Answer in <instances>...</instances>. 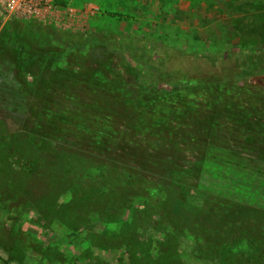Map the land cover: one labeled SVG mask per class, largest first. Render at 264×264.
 <instances>
[{"label": "rangeland", "instance_id": "1", "mask_svg": "<svg viewBox=\"0 0 264 264\" xmlns=\"http://www.w3.org/2000/svg\"><path fill=\"white\" fill-rule=\"evenodd\" d=\"M89 33L114 37L158 89L203 83L223 61L264 54V0H54L27 20L0 10V264H264V247L248 243L264 228L261 107L226 112L213 93L194 111L162 113L164 122L141 126L132 143L89 140L85 128L104 127L108 114L134 130L157 114L156 99L120 67L89 77L108 56L99 42L67 53ZM239 69L223 72L224 87L264 74ZM95 156L125 169L133 185L84 173ZM142 180L146 192L134 187ZM212 207L218 217L201 221Z\"/></svg>", "mask_w": 264, "mask_h": 264}, {"label": "trees", "instance_id": "2", "mask_svg": "<svg viewBox=\"0 0 264 264\" xmlns=\"http://www.w3.org/2000/svg\"><path fill=\"white\" fill-rule=\"evenodd\" d=\"M108 15L109 17H118L121 19L125 17L121 13H109ZM79 38H81L82 40L83 38H88L89 41L83 42L82 47L78 45L70 46L67 49L68 54L72 52L75 55H82V52H83L82 50L85 46H87L91 42H94V43L99 42L100 48L104 50L106 54L108 55L105 61L103 62V64H101L99 67L95 68L94 70L91 69L89 71L88 73L90 75L89 77H91L92 79L96 78L97 76L102 78L104 74H106V72L110 74L109 70L110 68H112V66L113 68L114 66L120 67V69H122L124 72L129 73L131 76H133L134 82L138 90L144 97L149 96L153 99H156L157 101L156 108H155L157 110V114H153L156 112L154 110H151L152 114L149 115L150 118L148 117L144 121L139 120L138 122H136L137 130H134L136 128L132 129L131 125L127 123V120L126 121L124 120V122H126V125L122 124L123 127H121L120 122L122 121V119H120V122L113 121V119L110 117V114H108V117L105 119L107 125H105L104 127L103 125H101V122H100V123H95V124L91 123L89 124L90 126L88 125L89 128H85L87 129V133L86 132L84 133L85 135H87L89 140L103 141L101 139L106 138L109 135H111V137L113 138L110 143H113V144L117 143V146L119 145V142H121L124 145L123 141L132 143L133 139L136 136V132L139 133V128L141 126L143 128L144 127L154 128L155 127L154 124H157L159 126L160 123H163L164 116L161 115L162 113L166 111L181 110V109H184L185 111H191V110L194 111L195 109L198 108L200 104H202L205 101H208L209 100L208 96L212 95L213 93L219 97V101L221 102L222 109L226 112H230V110L236 109V111H238L240 114L243 115V113H245L246 115L247 114L246 113L247 109H245L246 107H249L252 110H255L259 106L261 107L260 108L261 115H264V85L261 86V83H259L260 81L264 80V74L260 76L259 80H256L254 82L256 84L242 83L241 85H239V84L233 83L232 87H224L228 85L223 84V81L226 79L223 76V72L226 71L227 74H233L234 72L240 70L239 69L240 66H243V68H245L246 66H249L250 69L264 71V54H259V52L248 53L244 58V62H245L244 65L241 62V58H236L234 59V61L232 59H228V61L226 62L223 61L224 64L220 63L218 64V66L215 65L216 70L210 71L208 73L209 76L210 75H214V76H211V78L206 80L207 82L193 83L191 80H188V81L180 80V81L175 82L173 85H170L168 89L167 88L158 89L154 87L152 83H150L149 81H145V78H143L141 71L132 67L127 61H125V59H123L121 50H119L118 42L116 41L114 37H108V35H98L97 33H89V34H83ZM115 57L118 60H116ZM32 58L34 59L39 58L41 62H44L46 60H51L52 57L48 54L46 55L38 54V57H32ZM115 60L120 62L122 65L120 63H119L120 65L118 63L115 64L116 63ZM215 86H218L219 88V90H216V92H214L215 89L211 90V87L215 88ZM28 95L30 94H25L26 97H28ZM152 102H155V100H152ZM130 104L131 103H129V106ZM117 109H118L117 107L115 106L113 107L110 104H108L106 107V111L109 113H111L114 110L116 111ZM126 109L128 110V106H126ZM231 113H235V112H231ZM152 123L153 125H150ZM80 131H84V130H80ZM142 131H146V130H142ZM124 139H127V140H124ZM139 148L141 149V147ZM74 159H80V158L75 157ZM96 160H97V163L93 167V169L89 168L88 170H86L83 167L82 169L85 170L83 172L84 173L86 172L87 175H97V176L102 175V177L105 178L103 184H105V181L108 180L110 184L114 182L115 183L118 182L117 184H120L122 186L125 185L126 188L133 185V184H130V182L132 181H130L129 184H127L128 183L127 179L131 178V174L127 173L125 169H122L121 167H118L117 165L110 163V160L108 158H105L104 160H99L96 157ZM81 161L82 163L85 162L84 160H81ZM70 168H72V166H70ZM80 170H78V173L80 172ZM84 173H79V174L81 176V179H84L86 181L87 178H84L83 176ZM142 181L139 182V184H136L134 187L136 189L137 187L139 189H143L146 192L148 189V187L146 186L148 185V182H146L145 180H142ZM75 187H76L75 188L76 190L79 188L78 185H75ZM173 187L174 186L171 185L170 183H168V186H163L162 188L160 187L159 188L160 195L165 196L171 191ZM94 188L96 192H101L102 190H104L103 187L99 186L96 183H94ZM228 204L230 203L220 202L218 203L217 207H219L220 209L225 208L224 209L226 210L225 212L232 216L236 215L238 213L236 212V209L238 207L235 206L234 203H232L231 205H228ZM240 207L241 208L239 211H241V209H244L242 208V206ZM215 209L216 207H212V213L211 211H209L205 219L204 220L202 219L201 221L206 222V220H210L211 222V220L213 221L214 218L218 217V215H215L213 213L215 212ZM219 218H221V216H219ZM210 222H208L209 225L211 224ZM228 225L233 227L235 223L233 224L228 223ZM212 226L213 224H211V226L209 227V231L213 237L215 236L214 234H216V233H213V231L217 230L218 228H216L215 226L213 227ZM218 232L219 231H217V233ZM221 237H225V235ZM218 239L217 241H219ZM249 240L250 241H248V243L250 245H253L256 248L257 247L263 248L264 247V228L262 229V231L258 232L257 238H251Z\"/></svg>", "mask_w": 264, "mask_h": 264}, {"label": "built area", "instance_id": "3", "mask_svg": "<svg viewBox=\"0 0 264 264\" xmlns=\"http://www.w3.org/2000/svg\"><path fill=\"white\" fill-rule=\"evenodd\" d=\"M53 2L54 0H0V10L9 18L27 20L50 8Z\"/></svg>", "mask_w": 264, "mask_h": 264}]
</instances>
